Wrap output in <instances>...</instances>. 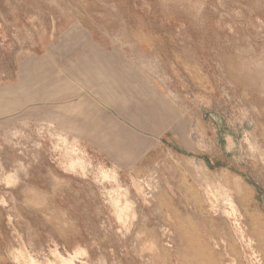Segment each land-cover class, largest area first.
Instances as JSON below:
<instances>
[{
    "label": "rangeland",
    "instance_id": "obj_1",
    "mask_svg": "<svg viewBox=\"0 0 264 264\" xmlns=\"http://www.w3.org/2000/svg\"><path fill=\"white\" fill-rule=\"evenodd\" d=\"M65 260L264 264V0H0V264Z\"/></svg>",
    "mask_w": 264,
    "mask_h": 264
},
{
    "label": "crops",
    "instance_id": "obj_2",
    "mask_svg": "<svg viewBox=\"0 0 264 264\" xmlns=\"http://www.w3.org/2000/svg\"><path fill=\"white\" fill-rule=\"evenodd\" d=\"M79 120H81V119H83V116L82 117H80L79 116V118H78ZM85 126V125H84ZM100 127V126H99ZM94 131H95V133H97L98 134V132H100V135L102 134V137H101V139H110L111 138V135H112V133L110 132V130H106V129H104V128H102V127H100L99 129H98V127H96L95 129H94Z\"/></svg>",
    "mask_w": 264,
    "mask_h": 264
},
{
    "label": "bare ground",
    "instance_id": "obj_3",
    "mask_svg": "<svg viewBox=\"0 0 264 264\" xmlns=\"http://www.w3.org/2000/svg\"><path fill=\"white\" fill-rule=\"evenodd\" d=\"M228 201H230L229 199H228ZM231 203V202H230ZM233 207V206H232ZM234 208V207H233ZM226 213V215L227 216H233V214H229L228 212H225ZM65 262V264H74L72 261H67V260H65L64 261ZM32 264H33V262H32Z\"/></svg>",
    "mask_w": 264,
    "mask_h": 264
}]
</instances>
